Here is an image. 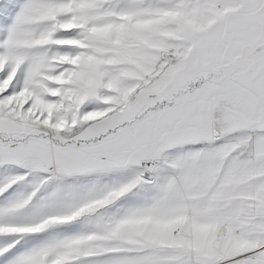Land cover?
<instances>
[{"label":"snow or ice","instance_id":"obj_1","mask_svg":"<svg viewBox=\"0 0 264 264\" xmlns=\"http://www.w3.org/2000/svg\"><path fill=\"white\" fill-rule=\"evenodd\" d=\"M0 264H264V0H0Z\"/></svg>","mask_w":264,"mask_h":264}]
</instances>
